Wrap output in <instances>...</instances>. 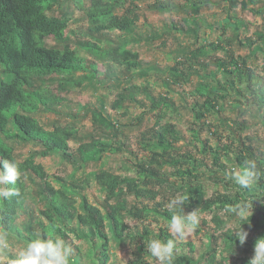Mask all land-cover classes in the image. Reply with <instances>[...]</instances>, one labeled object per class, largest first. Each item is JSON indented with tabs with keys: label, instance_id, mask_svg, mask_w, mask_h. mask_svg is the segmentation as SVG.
Returning <instances> with one entry per match:
<instances>
[{
	"label": "trees",
	"instance_id": "16d2710c",
	"mask_svg": "<svg viewBox=\"0 0 264 264\" xmlns=\"http://www.w3.org/2000/svg\"><path fill=\"white\" fill-rule=\"evenodd\" d=\"M135 1L131 0L125 8L122 0H89L87 7L85 0H0V160L17 161L21 171L15 186L19 194L0 200V227L20 243L37 234L43 238H64L73 248V264H110L111 250L124 246L135 257L131 264H149L147 260L155 258L148 252L147 242L152 238H170L165 225L171 213L166 204L175 195L183 194L187 196L182 206L184 214L198 209V214L211 217L213 227L204 232L206 242L196 255L193 241L179 245L174 250L173 264H237L229 261V256L235 253L233 248L243 249L242 253L246 254L238 255V264H248L247 253L264 237V141L245 136L247 125L239 123V115L233 119L221 115L237 108L244 115L251 114L256 107L259 125L264 127V76L257 74L256 68H248L249 58L235 56L227 50H221L224 59L216 58L215 72H208L206 61L199 62V68L205 72L201 76L193 68L195 65L186 66L187 63L192 59L196 63L197 56L205 54L207 47L213 51L221 47L204 41L196 47L198 26L187 29L184 24L171 20L154 30V38L178 32L182 37L195 39L190 44H178L174 51L175 64L163 81L171 89L189 84L191 76H199L193 92L194 102L183 105L191 119L186 122V130H180L165 117L169 109H176L168 95H155L148 85L124 83L120 79L150 71L142 70L138 52L130 48L140 41L137 22L144 10L183 13L194 19L206 6L220 4L214 0L182 3L155 0L151 4L138 0L144 3L142 10ZM220 1L226 4L222 8L225 18L217 22V27L223 33L230 27L237 37L244 25L233 23L235 16L230 15L237 0ZM259 2L262 6L253 10L254 14L264 13V0ZM71 7L84 12L90 36L103 37L115 32L121 35L118 43L100 48L90 41H71L65 35L72 18ZM49 37L55 45L46 43ZM258 38L262 45L254 47L250 54L264 63V31ZM240 46L251 49L249 43ZM82 51L91 59L101 58L109 64L106 76L114 84L109 97L100 101L98 107L87 106L93 127L87 132L75 126V118L69 117L70 111L57 109L63 101L62 95L71 87L96 91L103 85L95 70L84 64ZM259 71L264 73V68ZM79 73L81 76L77 77ZM240 87H245L244 92ZM53 88L56 93L51 91ZM242 98L247 105L244 109L240 107ZM250 99L252 104L248 105ZM134 108L140 110L133 117L137 124H122L118 118ZM109 109L118 118L109 114ZM147 114L152 116L154 124L140 131ZM45 115L54 117L50 126L40 121ZM212 121H218L221 129ZM205 131L215 140L203 139ZM130 139L136 140L137 149L132 148ZM70 142L74 143L72 147ZM19 146H30V150L26 155L17 153ZM140 153L144 155L139 157ZM107 154L131 157L135 174L121 176L98 169ZM48 157L70 165L73 177L92 165L93 171L85 173L86 178L79 183L74 178L70 182L57 176L50 178L37 162L38 158ZM248 160L257 163L259 179L250 188L243 189L228 174L238 171ZM87 179H93L99 187L102 203L95 205L81 196L79 209H75L70 206L71 198L84 190ZM209 187L214 189L211 194L207 191ZM29 198L42 207H34L32 211ZM241 201H250L253 205L252 215L247 219L224 211ZM21 213L29 220L17 224ZM129 220L136 225L131 226ZM232 220L237 227L227 228ZM153 223L158 226L157 233ZM241 226L248 232L243 245L234 235ZM195 230V236L203 232L199 225ZM69 234L87 245L86 256L83 255L87 262L82 261L81 246Z\"/></svg>",
	"mask_w": 264,
	"mask_h": 264
},
{
	"label": "rangeland",
	"instance_id": "374dc122",
	"mask_svg": "<svg viewBox=\"0 0 264 264\" xmlns=\"http://www.w3.org/2000/svg\"><path fill=\"white\" fill-rule=\"evenodd\" d=\"M166 2H175V3H182L184 0H163ZM123 5L125 8H128L130 6L131 0H122ZM140 5V8L144 9V3H154L155 0H143L142 2L135 1ZM215 3H219L220 6H206L203 8V10L200 12V16L198 15L196 18L192 19V15L187 16L183 13L181 14H172V13H163L160 14L156 11H148L144 10L141 12V17L139 21L137 22L138 29H137V35L140 34V41L137 44L131 45L130 48H134L139 56L140 61L142 62V70L147 71L150 70L148 74L146 75H133V76H122L120 79L128 83L129 81L133 84L144 86L148 85L149 87H152V89L155 92V95L158 93L162 95H168L167 97L174 103L176 106V109H169L167 114L165 115L166 119L171 121L172 124L176 125L180 130L184 131L186 130V122L190 121V116L187 114L185 110H183V105L188 103L191 104L194 102V88L199 81V76H191L190 80L191 82L189 84H186L184 86H175L171 87V89L165 87L163 85V81L168 78L170 72L169 69L172 67L175 63L174 60V51L177 50V46L180 42L184 43H192L195 42V39L192 36H188L187 38L182 37L180 33H173L172 35H166L162 36L160 38H154L155 34H153L154 30L160 29L165 23H168L169 21L173 20L176 23L184 24L187 29H194L196 26H198V42L196 44L197 46H200L203 41L209 43H213L214 46L221 47L218 48L220 50L213 51L212 48L207 47L205 54L198 55L196 63H194V60L190 61V63H187L186 66L195 65L193 68L196 67V73L199 75H204L205 72H202L201 69L198 66L199 62L206 61L204 63L207 67L208 72H215L217 70L216 66V58H222L224 59V50L231 51L235 54V56H242L244 58H249L247 60V66L248 68L255 69V72L257 74H260L262 77L264 76V73L262 71H259L260 68H264L263 61H256L250 54V51L256 46L262 45V41L259 40L258 34H262L264 31V13H253V10H258L262 6V3L259 2V0H237V3L233 8L230 10V15L235 16V19L233 20V23L235 24H244L243 27H241V32H238L237 37H235V34L233 33L232 28L228 27L225 30V33H223L222 29H219L217 27V22L225 18V11H222L224 8L223 2L220 0H214ZM245 3V6L242 5V3ZM89 5V0H85V7ZM70 11L72 13V18L69 23L68 29L66 31V37H69V39L76 40L81 42H92L97 44L100 48L104 47H112L114 44L118 43V39L121 36L119 33H106L103 37L98 36H90L87 33V23L85 20L84 12L82 10H79V8H70ZM264 11V9L262 10ZM147 38V39H146ZM46 43L48 45H55V41H53V38L49 37L46 39ZM246 43H249L250 48H245L240 46L244 45ZM223 50V51H221ZM82 57H85V63L88 64L89 68L94 69L96 73V77L99 80H103V85L98 87L96 91L86 88L85 90L71 87L68 92L64 93L62 95L63 101L60 105L57 106V109L61 111L64 109L65 111H70L69 117L75 118L74 124L78 128L82 130V132H87L92 130V122H91V115L89 114L88 108L89 107H98L100 104V101H104L109 97V92L112 91V87H114L112 84V81L106 76V66L109 64L106 63V61L102 60L101 58H95L91 59V56L82 51ZM260 59V58H259ZM81 76V74H77V77ZM220 73H218V78H220ZM245 87H240V91L244 92ZM53 93H56V89H51ZM248 96V94H247ZM251 100H249L248 105H251ZM237 101V100H236ZM235 101V102H236ZM242 104L241 109H244L247 107L245 104L243 98H242ZM234 102V103H235ZM240 105V104H239ZM238 106V105H237ZM128 115L121 116L118 118V115H115L110 109L108 110V113L113 115L115 118H118L120 122L124 125H135L137 123L133 122V117L137 116L140 113V110L138 108L129 109ZM152 113V112H151ZM239 115V123L247 125V130L244 132L245 136L252 135L253 137H259L260 140L264 141V127L259 125L258 115H257V109L256 107H253L252 113H247L246 115L242 114L237 109H234L233 112L230 110L222 113L221 116L229 117L230 119H233ZM54 117L52 115H45L43 116L40 121L46 125L50 126L52 120ZM212 120V119H211ZM259 121V122H258ZM211 123H214L215 127H221V125L218 121H212ZM154 124V119L151 115L147 114L146 120L143 125L140 127V131H145L150 129ZM213 130V129H212ZM185 137L187 136V131H185ZM209 137L212 140H215L209 132L205 131L202 135V138ZM132 138V136H131ZM133 140V141H132ZM131 141V142H130ZM129 143L132 144L133 149H137V145L135 144V139H130ZM227 141V140H226ZM228 142V141H227ZM77 144V143H76ZM180 143L179 145H181ZM71 147L74 145L73 142H70L69 144ZM77 146H75L76 148ZM30 150V146H19L16 148L17 153L27 154ZM144 153H140V156H143ZM37 162L40 163L44 169L45 172L48 174L50 178H53L55 176L60 178H66L68 182L71 181L72 178L76 180L78 183L79 181L84 180L85 173L88 174L93 171V166H90L88 168H85L84 170H81L77 173H75L73 177V170L70 165H67L66 163H60L57 159L53 157L48 158H38ZM104 169L109 170L112 173L116 175L121 176H131L135 174V168L133 166V161L131 160V157L128 158L127 156L123 155H117V154H107L105 158L102 159L101 163L99 164L98 169ZM96 169V168H95ZM88 184H85L84 190H80V194L72 197L73 199L72 204L73 208L79 209L80 206V200L81 196H85L87 200L95 205H100L103 200L102 192L99 190V187L95 184L93 179H87ZM214 189L208 188L207 191L211 194ZM29 204L33 208L39 209L42 207V204L37 203L35 199L29 198ZM201 219L207 221V224H204L203 221L200 219L199 227L201 229V234H198L195 236L196 230L193 232L191 236L188 237V239L185 242L193 241L196 246V253H199L200 247L206 242L204 232H208L209 228L213 227V224L210 222V216H207L205 214H199ZM153 215L151 216L152 219ZM239 217V216H238ZM240 218V217H239ZM29 220V217L21 213L19 217L17 218V224H23L27 223ZM136 225V223L131 222V226ZM237 224L234 220L227 223V228H236ZM152 228L154 229V232L157 233L156 224H152ZM69 237L77 244L81 246V255L83 257L86 256L87 252V245L83 241H77L74 239L73 234H69ZM10 239L14 241L15 244L20 245L22 243L18 242L16 239L11 238ZM235 253L229 256V261L236 262L238 264V261L236 260L238 258V255H246L243 254V249H240L238 251L236 248H233ZM10 255H15V251H11L9 253ZM248 258L251 259L253 256V249L247 253ZM83 262H87V259L85 257L82 258ZM135 261V257L133 258L131 256V249L128 247H123L120 249H113L110 252V264H131ZM149 264H156L155 259H148L147 260ZM156 261V262H155ZM158 264V263H157Z\"/></svg>",
	"mask_w": 264,
	"mask_h": 264
},
{
	"label": "clouds",
	"instance_id": "9594fccd",
	"mask_svg": "<svg viewBox=\"0 0 264 264\" xmlns=\"http://www.w3.org/2000/svg\"><path fill=\"white\" fill-rule=\"evenodd\" d=\"M21 178V171L17 161L10 159L0 160V200H7L18 195L16 184ZM240 188H250L258 179L259 173L255 160H248L238 171L228 174ZM187 196L177 194L166 204L171 213L165 227L170 236L167 240L152 238L147 242V250L158 264H173L174 250L183 244L193 234L200 223L201 217L198 209L187 215L182 206ZM253 205L250 201H241L234 207L226 208L227 213H235L241 219L252 215ZM180 211H177V210ZM183 212V214H180ZM131 224V220L128 221ZM239 243L243 245L248 237V232L242 229L234 233ZM15 251V255H10ZM73 248L62 237L55 236L43 238L35 235L33 238L20 245L9 238V233L0 227V264H73ZM248 264H264V237L259 238L253 248V256Z\"/></svg>",
	"mask_w": 264,
	"mask_h": 264
}]
</instances>
